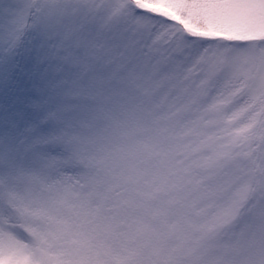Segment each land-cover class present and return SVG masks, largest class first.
Masks as SVG:
<instances>
[{"label":"snow or ice","instance_id":"1","mask_svg":"<svg viewBox=\"0 0 264 264\" xmlns=\"http://www.w3.org/2000/svg\"><path fill=\"white\" fill-rule=\"evenodd\" d=\"M0 264H264V0H0Z\"/></svg>","mask_w":264,"mask_h":264}]
</instances>
